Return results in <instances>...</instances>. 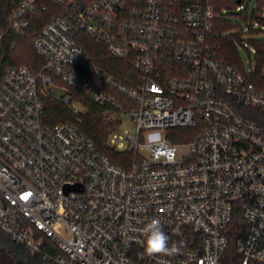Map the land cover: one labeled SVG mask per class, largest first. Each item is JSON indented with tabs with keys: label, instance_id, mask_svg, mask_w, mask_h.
Segmentation results:
<instances>
[{
	"label": "built area",
	"instance_id": "1",
	"mask_svg": "<svg viewBox=\"0 0 264 264\" xmlns=\"http://www.w3.org/2000/svg\"><path fill=\"white\" fill-rule=\"evenodd\" d=\"M45 1L59 14L32 41L41 70L15 66L0 76V231L54 264L264 261V124L244 114H264L255 82L264 0H236L219 14L211 0H12L0 67L10 36L23 37ZM218 19L231 28L214 33ZM80 34L129 66L124 83L93 62ZM218 38L233 41L240 66L220 57ZM73 91L104 107L108 145L131 156L126 166L74 124L44 123L47 97L80 117ZM123 116L135 135L120 131ZM153 220L172 255H146Z\"/></svg>",
	"mask_w": 264,
	"mask_h": 264
},
{
	"label": "trees",
	"instance_id": "2",
	"mask_svg": "<svg viewBox=\"0 0 264 264\" xmlns=\"http://www.w3.org/2000/svg\"><path fill=\"white\" fill-rule=\"evenodd\" d=\"M12 0H0V26L5 27L7 19L12 11ZM47 9L45 11L38 10L31 21L30 27L27 33L23 37L10 36L9 43L5 49L4 59L2 66L0 67V76L7 69L15 66H27L33 74H37L43 65V60L32 49V41L39 35L42 29L59 14V9L55 7L51 2L45 1ZM216 13H221L224 9H233L236 7V0H211ZM246 17V13L242 15ZM233 23L230 19L217 20L214 27V33H222L231 28ZM78 44L85 49V51L91 56L93 62L107 70L110 74L114 75L121 82H125L123 78L125 71L129 69V66L124 62L114 60L107 52V48L99 43H96L93 39L85 34H80L77 37ZM216 43L221 44L220 57L226 62L233 65L240 66L241 59L239 57L240 52L236 49L231 39H216ZM257 62L259 67L255 74V82L259 86H264V80L260 77V70L264 64V43L258 46ZM72 100L78 101L85 107V112L81 113L79 118H76L69 108L61 101H58L52 97L44 99L45 111L43 115L44 123L48 126L56 124L71 123L74 124L81 132L90 137L97 149L102 155L106 156L109 160L118 166L124 167L127 162L124 158L128 157L127 153H119L112 150L108 145V138L113 131V126L103 117L104 107L92 101L84 94L73 91ZM241 109V108H240ZM245 116L250 119H255L261 124H264V114L257 110H246ZM263 122V123H262ZM185 130L173 129L171 132L183 133ZM189 133V132H184ZM191 136H188L186 140H190ZM173 142L182 141L181 139L171 138ZM127 161V159H126ZM0 251L8 257L10 260L17 264H54L50 261H43L42 258L32 256L29 252L14 242L10 237L0 231ZM56 255L55 253L53 254Z\"/></svg>",
	"mask_w": 264,
	"mask_h": 264
},
{
	"label": "clouds",
	"instance_id": "3",
	"mask_svg": "<svg viewBox=\"0 0 264 264\" xmlns=\"http://www.w3.org/2000/svg\"><path fill=\"white\" fill-rule=\"evenodd\" d=\"M146 235V243L144 251L149 257L152 256H168L176 251L175 246L169 245V236L163 231L158 220H153L144 229Z\"/></svg>",
	"mask_w": 264,
	"mask_h": 264
},
{
	"label": "rangeland",
	"instance_id": "4",
	"mask_svg": "<svg viewBox=\"0 0 264 264\" xmlns=\"http://www.w3.org/2000/svg\"><path fill=\"white\" fill-rule=\"evenodd\" d=\"M241 55H242L245 62L249 61V58H248L245 50L241 51ZM52 94L56 98H62L65 96L64 91H62L59 87H54L52 89ZM79 104H81V105H79ZM72 105H73V107L78 108L81 113L85 112V107L83 106L82 103H80L78 101H73ZM119 129H120V131H128L132 135L136 134V130H135L134 126L132 125L131 119L127 116H123V122L121 123ZM231 231H233V230H231ZM232 236H233V234H232ZM233 241H234V239L232 238L231 242L229 244L228 252L233 248V244H234ZM228 252L225 253L223 260L228 258ZM234 261L238 262L237 259H234ZM0 264H17V263L10 260L8 257L3 255V253L0 251ZM250 264H264V262H251Z\"/></svg>",
	"mask_w": 264,
	"mask_h": 264
},
{
	"label": "flooded vegetation",
	"instance_id": "5",
	"mask_svg": "<svg viewBox=\"0 0 264 264\" xmlns=\"http://www.w3.org/2000/svg\"><path fill=\"white\" fill-rule=\"evenodd\" d=\"M239 262V261H238ZM259 262H264V261H259Z\"/></svg>",
	"mask_w": 264,
	"mask_h": 264
},
{
	"label": "water",
	"instance_id": "6",
	"mask_svg": "<svg viewBox=\"0 0 264 264\" xmlns=\"http://www.w3.org/2000/svg\"><path fill=\"white\" fill-rule=\"evenodd\" d=\"M237 2H240V0H237Z\"/></svg>",
	"mask_w": 264,
	"mask_h": 264
}]
</instances>
